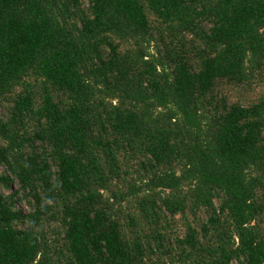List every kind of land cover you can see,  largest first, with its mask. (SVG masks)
Instances as JSON below:
<instances>
[{"label":"trees","instance_id":"trees-1","mask_svg":"<svg viewBox=\"0 0 264 264\" xmlns=\"http://www.w3.org/2000/svg\"><path fill=\"white\" fill-rule=\"evenodd\" d=\"M0 264H264V0H0Z\"/></svg>","mask_w":264,"mask_h":264},{"label":"rangeland","instance_id":"rangeland-1","mask_svg":"<svg viewBox=\"0 0 264 264\" xmlns=\"http://www.w3.org/2000/svg\"><path fill=\"white\" fill-rule=\"evenodd\" d=\"M18 207L20 208V209H22V210H25L26 208H25V206L24 205H18Z\"/></svg>","mask_w":264,"mask_h":264}]
</instances>
